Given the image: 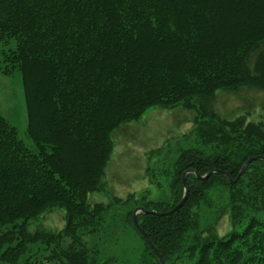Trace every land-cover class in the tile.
<instances>
[{
  "label": "trees",
  "instance_id": "1",
  "mask_svg": "<svg viewBox=\"0 0 264 264\" xmlns=\"http://www.w3.org/2000/svg\"><path fill=\"white\" fill-rule=\"evenodd\" d=\"M0 44V73L21 77L33 142L0 112V264H38L41 249L51 264H99V246L84 239L113 207L89 196L106 191L114 133L151 108L180 106L197 112L196 145L173 164L171 198L113 201L130 202L138 264L161 263L134 211L174 209L189 170L217 172L187 175L188 199L172 215L137 216L165 264H264V162L235 185L224 175L234 181L249 158L264 157V120H228L215 108L221 92H264V0H0ZM223 199L232 232L219 239L204 221L220 216ZM58 209L62 231H29Z\"/></svg>",
  "mask_w": 264,
  "mask_h": 264
},
{
  "label": "rangeland",
  "instance_id": "2",
  "mask_svg": "<svg viewBox=\"0 0 264 264\" xmlns=\"http://www.w3.org/2000/svg\"><path fill=\"white\" fill-rule=\"evenodd\" d=\"M6 49L0 44V53ZM218 95L215 108L222 117L228 120L245 117L248 122L255 123L264 120V92L246 89ZM0 112L17 128L21 140L33 148V142L27 136L28 115L19 74L6 76L0 73ZM196 116V111L182 106L170 110L151 108L139 121L124 124L114 133V152L103 178L106 191L89 196L91 205L102 203L113 207L105 216L101 232L84 239L88 244L99 246V264L110 258L118 261L112 264L139 263L138 255L144 248L143 242L124 221L130 202L115 204L113 201L115 197L126 200L133 196L132 204H138L145 198L146 201H167L171 198L169 182L173 164L181 149L196 145L193 131ZM222 201L220 216H214L216 220L204 221L205 226H215L219 239L232 232L227 213L229 207L227 201ZM65 225V210L58 209L34 220L29 225V231L57 234ZM69 242L66 240V245ZM47 255L41 249L34 259L39 261L38 264H51L45 259ZM17 264H23V259Z\"/></svg>",
  "mask_w": 264,
  "mask_h": 264
},
{
  "label": "water",
  "instance_id": "3",
  "mask_svg": "<svg viewBox=\"0 0 264 264\" xmlns=\"http://www.w3.org/2000/svg\"><path fill=\"white\" fill-rule=\"evenodd\" d=\"M256 161H263L264 162V157L262 156H257V157H252V158H249L246 163L243 165L238 177L236 178V180L232 181L230 175L228 174H225L227 176V178L229 179L230 183L232 185H235L240 179L241 177L244 175V173L246 172V170L248 169V167L250 166V164L252 162H256ZM217 171H212L210 172L209 174H207L206 176H201L200 174H198L197 172L193 171V170H189L187 172L184 173L183 175V185H184V195H183V198L181 200V202L172 210L166 212V213H157L155 211H151V210H145L144 208L140 207V208H137L135 211H134V222H135V225L138 229V231L142 234L143 237H145V239L147 240L148 244L150 245V247L153 249L155 255L158 257L159 261L161 264H165V261L163 259V257L160 255L159 251L157 250V248L153 245V243L150 241L149 239V236L147 235V233L139 226L138 222H137V216L142 213V214H145V215H157V216H170L172 215L174 212H176L177 210L181 209L184 204L186 203L187 199H188V195H189V188H188V185H187V182H186V178H187V175L189 174H195L197 176V178L201 181H205L207 180L212 174L216 173Z\"/></svg>",
  "mask_w": 264,
  "mask_h": 264
}]
</instances>
